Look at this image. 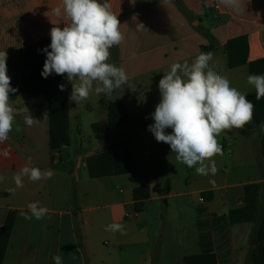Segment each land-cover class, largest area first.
I'll return each instance as SVG.
<instances>
[{
  "label": "crops",
  "instance_id": "crops-1",
  "mask_svg": "<svg viewBox=\"0 0 264 264\" xmlns=\"http://www.w3.org/2000/svg\"><path fill=\"white\" fill-rule=\"evenodd\" d=\"M108 2L124 36L108 63L123 67L129 84L106 95L95 93L94 82L88 99L77 104L69 100L67 80L70 145L50 149L47 106L29 110L40 120L29 127L22 91L10 102L17 111L9 139L0 144V231L9 211L16 216L2 264H54L55 255L62 264H185L186 257L207 255L215 264H247L251 220L264 203V127L221 132L214 175L197 174L177 161L147 128L161 100L159 80L173 63L190 64L201 52L213 54L210 66L231 87L255 93L247 77L251 63L264 61V0H240L238 10L221 0ZM60 5L62 0H0V52L7 53L11 85L21 87L31 72L24 65L26 47L51 39L52 27L69 22L52 11ZM141 22L147 31L136 30ZM240 37L245 39L231 47L242 51L245 63L230 68L227 44ZM116 100L128 118L107 129L106 103ZM118 143L126 144L130 172L91 178L89 159ZM29 157L32 166L55 175L36 182L24 177L17 188L14 174ZM143 185L149 186V199L137 213L133 191ZM36 201L47 214L25 218L27 205ZM112 223L123 224V234L106 231Z\"/></svg>",
  "mask_w": 264,
  "mask_h": 264
},
{
  "label": "clouds",
  "instance_id": "clouds-1",
  "mask_svg": "<svg viewBox=\"0 0 264 264\" xmlns=\"http://www.w3.org/2000/svg\"><path fill=\"white\" fill-rule=\"evenodd\" d=\"M221 3L237 10L240 7V0H221ZM52 11L58 17H66L69 22L63 28L52 27L50 44L38 50L46 54L41 72L43 78L53 73L66 74L72 85L69 100L77 104L88 99L94 82H97L95 93L106 95L129 84L125 69L108 63L110 49L124 40L118 15L111 11L108 0L103 4L98 0H62V5ZM136 30L147 31L142 22L137 23ZM212 58V53L201 52L190 64L185 61L170 66L158 82L161 100L150 114L153 123L147 128L157 142L170 146L177 161L195 168L201 175L217 172L213 158L222 155V146L217 139L219 134L243 129L254 114V104L247 94L231 87L230 81L210 66ZM6 59V51L0 52V144L9 139L17 111L10 104V94L17 89L11 85ZM247 82L255 88L256 99L264 97V75L249 74ZM59 88L65 90L63 84ZM24 111L29 113L27 108ZM24 122L31 127L40 120L29 113ZM167 129L172 131L169 133ZM16 131L19 132L20 128L17 127ZM3 155L9 156V152L4 151ZM54 175L51 169L42 171L32 166L29 157L13 179L16 187L21 188L24 177L36 182L51 179ZM3 179L0 176V180ZM27 209L31 215L22 213L25 218L39 220L47 214V209L38 201L30 202ZM105 230L123 234L124 225L112 223ZM53 261L54 264H62V257L55 255Z\"/></svg>",
  "mask_w": 264,
  "mask_h": 264
},
{
  "label": "trees",
  "instance_id": "trees-1",
  "mask_svg": "<svg viewBox=\"0 0 264 264\" xmlns=\"http://www.w3.org/2000/svg\"><path fill=\"white\" fill-rule=\"evenodd\" d=\"M209 39L211 36L204 33ZM245 38L240 37L231 40L227 44L228 49V66L230 68L237 67L245 63L242 57V51L235 53L231 47L234 41H243ZM51 39L44 40L37 44L28 45L24 54L25 68L31 72L23 77L21 87L12 85L17 92L10 94V102L15 100L19 91H22L25 107L28 110L47 106L49 109V146L52 151L61 149L70 145L69 138V113H68V93L67 78L65 75H56L53 73L48 78H43L41 72L46 59V54L42 50L47 47ZM50 50V49H49ZM111 54L117 52V46H113ZM241 58V59H240ZM116 61V60H115ZM264 61L260 60L250 64V74H263ZM63 84L65 90L61 91L59 85ZM254 104V114L251 122L246 124L242 130L245 132L254 131L264 127V97L256 99V94L247 96ZM108 111V124L106 128L120 124L127 120L128 113L124 103L116 100L106 103ZM95 135L98 136V127L93 126ZM261 154L264 163V130L261 136ZM131 170L128 153L125 143H118L110 146L100 152L88 161V171L91 178H99L103 176L122 175L129 173ZM250 187H246L248 191ZM149 199V186L143 185L137 187L133 191L134 210L142 212L145 202ZM76 215V213H75ZM264 203L261 205L259 212L252 218L253 231L251 233L250 256L247 264H264ZM16 212L9 211L5 222L0 231V264L3 263L5 253L8 247L9 238L13 228ZM79 243L81 236L78 233ZM185 264H215L213 256H189L185 258Z\"/></svg>",
  "mask_w": 264,
  "mask_h": 264
},
{
  "label": "built area",
  "instance_id": "built-area-1",
  "mask_svg": "<svg viewBox=\"0 0 264 264\" xmlns=\"http://www.w3.org/2000/svg\"><path fill=\"white\" fill-rule=\"evenodd\" d=\"M205 201H206V199L204 197L200 198V202H205Z\"/></svg>",
  "mask_w": 264,
  "mask_h": 264
},
{
  "label": "water",
  "instance_id": "water-1",
  "mask_svg": "<svg viewBox=\"0 0 264 264\" xmlns=\"http://www.w3.org/2000/svg\"><path fill=\"white\" fill-rule=\"evenodd\" d=\"M99 3L103 4L104 3V0H98Z\"/></svg>",
  "mask_w": 264,
  "mask_h": 264
}]
</instances>
